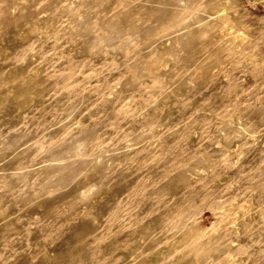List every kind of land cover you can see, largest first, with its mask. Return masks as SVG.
<instances>
[{
	"label": "rangeland",
	"instance_id": "rangeland-1",
	"mask_svg": "<svg viewBox=\"0 0 264 264\" xmlns=\"http://www.w3.org/2000/svg\"><path fill=\"white\" fill-rule=\"evenodd\" d=\"M0 264H264V0H0Z\"/></svg>",
	"mask_w": 264,
	"mask_h": 264
}]
</instances>
